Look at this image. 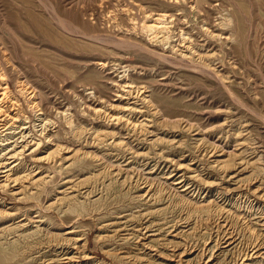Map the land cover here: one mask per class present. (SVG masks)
Segmentation results:
<instances>
[{
	"label": "rangeland",
	"instance_id": "rangeland-1",
	"mask_svg": "<svg viewBox=\"0 0 264 264\" xmlns=\"http://www.w3.org/2000/svg\"><path fill=\"white\" fill-rule=\"evenodd\" d=\"M0 78L9 93L0 96V264H68L66 258H73L70 264H133L120 259L128 252L144 255L138 264H175L167 248L158 246L162 257L153 250L146 255L136 241L124 244L103 228L128 215L134 228L143 224L140 213H149L153 224L189 213L192 264L204 247L214 252L213 264H241L264 239V200L248 191L264 189V0H0ZM142 115L154 122H147L152 136L130 153L116 144L127 140L135 147L125 122L143 121ZM187 125L228 153L243 145L242 156L255 167L241 173V193L230 190L237 189L233 184L224 191L219 172L192 162L200 153L188 145L199 137L185 133ZM13 127L42 142L34 156L37 146L11 159L6 138ZM172 141L186 144L175 149ZM57 146L67 152L54 166L49 162ZM160 153L200 166L216 186L199 194L177 186L169 166L155 169ZM20 163L6 181L5 167ZM108 169L147 180L157 196L175 200L142 202L144 190L134 182L120 188L125 179L108 177ZM30 170L34 182L43 181L35 196L21 194L14 182ZM110 180L115 190L104 189ZM72 196L82 207H68ZM192 203L211 204L186 213L183 205ZM221 208L236 240L229 246L219 245ZM149 236L152 244L173 238Z\"/></svg>",
	"mask_w": 264,
	"mask_h": 264
},
{
	"label": "bare ground",
	"instance_id": "bare-ground-1",
	"mask_svg": "<svg viewBox=\"0 0 264 264\" xmlns=\"http://www.w3.org/2000/svg\"><path fill=\"white\" fill-rule=\"evenodd\" d=\"M159 19L160 18H158L157 20H159ZM154 28H155V25L150 26V29H154ZM0 81H1V78H0ZM0 87H1L0 96H1V98H3V97L5 98L7 93H8L7 92V86L0 84ZM8 95H9V93H8ZM2 100H0V101L2 102ZM16 105L17 104H15V106ZM130 111H133V109H131ZM135 112L142 113L138 109ZM155 114H157V112ZM145 117H148V116L142 115L141 118H145ZM147 122L151 123L153 121H148L147 118H145L143 121H140L137 123H135L134 121H131L130 119L128 121H126L125 124L129 129V131H127L126 135H130L131 139H134L137 144L135 145V147H133V143H131L127 140H125V141L122 140L121 142L117 143L116 145L119 146L120 148H124V149L128 150V152H130V153L133 151V148H137V147L139 148L141 146L140 143H145V141H148L147 136H152L151 135L152 133L148 131ZM149 128H151V127H149ZM12 129H13V131L10 132L8 134V138H6L9 141L8 147H7L8 152L14 153L13 155H11L12 160H16V159H19V157L24 156L25 151L28 150L29 148H33L34 146H37L36 149H32V152L30 153L31 155H33V153L40 148L42 142L36 144L35 140H38V139L31 132H28L26 130V128L21 129V127H17V128L13 127ZM184 132L187 134H190V135L192 132H198L195 134L194 137H199V139L196 138L198 140H195L196 142H193L194 144L188 145V146H194L195 149L198 150V152L200 153L199 157L196 159L193 158L192 162L197 161V164L201 165V167L203 166V168H208L209 170H211L212 172H215V173L219 172L220 178L218 179L219 184H217V185H218V187H222L224 189V191L229 190V188L227 187L228 186L227 184H233V185L237 186V189H233V190L230 189V190L231 191H237V192L241 193L243 190L242 185H243L244 180H245L244 178H242L240 176L241 173L243 171H247L249 168L251 169V168L255 167L254 166L255 162L251 163L250 161H247L245 159L246 155L242 156V152H241L240 148L244 149L243 145L242 144L236 145L237 148H235V151L228 153L221 146L217 147V146H213V145L208 144L206 138H204V135L202 133L203 131L200 132L199 130H195L192 127H189L187 125L184 127ZM101 135H103V134L97 133L95 136H96V138H100ZM124 139H128L127 136ZM190 140L194 141V138H190ZM172 142H174V141H172ZM131 144H132V146H131ZM175 144L178 146L177 147L173 146V147H175V149H180L186 143H184L182 141H177V142L173 143V145H175ZM187 144H188V142H187ZM18 147L21 148V151L17 150ZM170 147H172V146L170 145ZM173 147H172V149H174ZM56 150L57 151H55L53 158H52V156L50 157L51 161L49 162V164L54 165V166H57L59 161H61V163H62L63 158H64L63 153L67 152V148H62V147L60 148L57 146ZM68 152H69V150H68ZM239 152H241V153H239ZM1 155H2V153H1ZM55 155L57 157H55ZM83 155L86 158L89 157L88 156L89 153L88 154L84 153ZM157 155H159V157H158L159 161L156 163L155 169H157L158 166H162L163 168H166L167 166H169V168L167 170L169 172V175L172 176L171 179H174L173 181L177 182V186L184 187V190H187L188 192L191 191L193 194L195 192L197 194H199V192L202 191V189H204V188H208L209 186H213V185L216 186V183H210L208 180H206V178H211L212 174H210V172H206L205 170H203V168L200 169V166L184 165V164H181V162H179V161L173 162V160H170V158H168V157H162L161 153L157 154ZM58 156H61V158L58 159ZM21 160H24V159H21ZM148 160L149 159H147V161ZM182 160H184V158H182ZM203 160H205L207 162V165H205L203 163ZM22 165H23V163L20 166H19V164H17V165L10 167V168L8 166L5 167V171H4V173L6 174L5 180L6 181L11 180L12 179L11 176L14 173L16 174L17 172H19L18 170L20 167H22ZM59 166H60V164H59ZM145 166H149V163H147ZM3 167H4V164H0V168H3ZM62 167H63V165L59 168L62 169ZM108 171H109V169H108ZM110 173H111V175H110ZM33 174H34V170H30V173L28 175H24L23 177H19L18 179H16L14 181V182H19V184H21V187L23 188V190L21 191V194H26V195L28 194L30 196L37 195V193L34 195L33 190H36L37 188L41 187V185L43 184V181L41 179H39L36 182H34L33 180H34L35 175H33ZM107 175H108V177L115 176V177H119V179H122V178L125 179L124 182L122 184H120L121 185L120 188L133 185V182H134V186L136 189L145 191L144 195L139 196V199L142 202H146V203H150V204L155 205V204L161 203V202L164 203L167 200H169L172 203L175 200L173 197H170V196L169 197L167 196L163 199L161 196H157L156 193H154L152 185L149 184V182L147 180L145 183H143L141 178H138L137 180L132 181L131 177L125 178L123 175H121L119 173L115 174L114 172H111V171H109L107 173ZM27 183L29 185L25 186V184H27ZM250 183H249V187L251 186ZM84 186H86V184L82 185V187H84ZM103 186H104L105 190H107V189L112 190L116 186V184L112 183V181L110 180L109 184H103ZM246 186H248V185H246ZM116 188H117V186L114 188V190ZM248 191L250 192V194L252 196H254L260 200H264V189H262L261 184L259 186H257L256 189L250 188V189H248ZM250 194H247V195L249 196ZM69 201H70V203L68 205L69 208H71L72 205H74L76 203H77V205L74 206V208L75 207L77 208L78 206L82 207V205H79V203H78L79 200L77 199V196L69 197ZM98 201H101V200H98ZM210 204L198 205L196 203H192V204H189L188 206L185 204L183 206H185L184 210L186 209V213H188L191 209L192 210H199V209H203V207H205V206L210 207V206H208ZM80 207H78V208H80ZM205 210L207 211L208 209H205ZM161 211L162 210L157 209V210L150 211V212L151 213L152 212L160 213ZM216 213H217L216 214L217 218L220 220V221H218L217 228L221 227L222 230L224 229L223 233L221 234L224 236L221 238V243L219 245L225 243L224 246H229V245L233 244L236 240H235V238H233V236H234V234H232L233 232L229 229L230 224L227 220V216H228L227 210H225L223 208H221L220 210L217 209ZM151 215H153V213ZM187 215L184 213V217H183V215L181 214L180 216L177 217L176 220H174L170 224H168L169 222H164L161 224L160 223L153 224L152 221L151 222H150V220L148 221V219L150 217L149 213L148 214L147 213H140L139 218L142 220L143 224H140L138 226H134V228H131L132 226L130 224L132 218L128 219L129 218L128 216H130V215H128L126 217L121 216L118 218L117 221L112 222L111 224H106L103 228L110 230V232L112 233V236H111L112 239H119L120 241L122 240V242L124 244L136 241L137 245H135V246L141 247L142 249L140 251L146 255H148V253H150V251L153 250L154 251L153 254L156 257H162L161 256L162 251H160V249H159L160 247H158L160 245L161 247L167 248V250H169L168 253L170 255H168V257L170 258V260L171 259L174 260L175 264H192L191 263L192 258L189 256L192 254V251H193L192 248L194 245L191 243L188 235H195L194 234L195 230L192 227L191 222L187 219L190 216L189 213ZM230 218H232V217H230ZM194 220H196L195 217H194ZM198 220H197V222H198ZM206 221H208V220H206ZM38 223H40V221H38ZM263 223H264V221H263ZM181 225H183V226H181ZM262 225H264V224H262ZM179 227H181V228L186 227V229L182 230V229H179ZM189 227H191V228L188 229ZM209 229H211V228H209ZM182 231L184 233H182ZM253 233H251V234H253ZM149 235H152V236L153 235H167V236L171 235L173 238L170 240L169 239L164 240V238L161 239V238L157 237L158 238V239L156 238L157 240L161 239L162 241L159 242V244H152V243H150V239H149L150 236ZM235 237H236V235H235ZM194 238H195V236H194ZM67 242H69L71 245H73L74 239H72V240L67 239ZM249 252L250 253L244 254V257L241 260L242 261L241 264H246L244 260L250 261L251 262L250 264H264V239H258L251 246V248L249 249ZM142 253H140V254H142ZM119 256H120L121 260L126 259V261L127 260L132 261L133 264H138L140 262L139 260L143 259L144 255L130 254L128 252V253H124V254L119 255ZM196 256H198V264H213V260H214L215 255H214L213 251H210L207 247H204L202 250L198 251V254ZM207 256H210V257H207ZM55 257H59V255L55 256ZM47 258H49V257H47ZM77 259L81 260V258H77ZM66 260L69 261L68 264H70V263H72L73 258H66ZM89 260H90V257L88 255H84V261H89ZM144 260H146V258ZM53 261L45 259L41 264H46V263L55 264V263H53ZM75 261H78V260H75ZM236 263L239 264L238 261H236L232 264H236Z\"/></svg>",
	"mask_w": 264,
	"mask_h": 264
}]
</instances>
